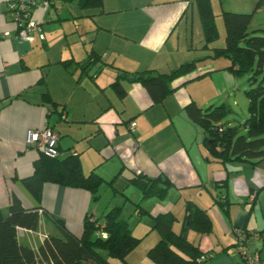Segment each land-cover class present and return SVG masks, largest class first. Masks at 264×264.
<instances>
[{
    "label": "crops",
    "instance_id": "1",
    "mask_svg": "<svg viewBox=\"0 0 264 264\" xmlns=\"http://www.w3.org/2000/svg\"><path fill=\"white\" fill-rule=\"evenodd\" d=\"M8 1L0 0V210L7 213L13 197L26 209L39 206L44 210L35 230L19 229V240L24 237L22 243L37 249L45 235L60 233L54 219H62L71 233L80 235L87 215L98 217L110 209L107 204L99 210L97 204L105 181L108 187L114 186L124 176L125 187L130 184L137 189V197L127 194L125 199L136 205L137 216L147 215L154 223L157 214L171 212L175 231L185 217L186 202L194 201L206 210L214 232L213 207L225 237L192 230L188 236L201 251L212 254L202 264H245L232 230L229 235L227 230L236 226L264 229V211L261 217L252 214L256 188L264 184V161L257 165L237 160L223 163L212 157L204 144L203 129L189 118L185 106L190 102L202 108L213 105V96L223 95L237 82L231 71L223 69L226 64L201 65V58L213 53L211 49L201 51L207 48L201 8L208 7L217 32L225 36L224 12L249 13V26L264 29V0H101L97 6L53 0L46 8L41 4L32 8L45 38L33 32L30 41L18 38ZM223 44L221 38L218 46ZM93 52L99 57L84 65ZM192 60H198L194 75L160 103H151L138 82L122 81L127 91L123 98L110 86L120 70L168 72ZM226 95L229 101L231 93ZM43 128L57 132L60 157L75 154L85 175L94 171L102 178L97 196L84 188L53 182L41 185L39 198L27 189L23 181L33 173L39 150L27 146L26 134ZM237 170L250 173L232 180L242 193L249 194L246 212L244 208L229 211L230 177ZM137 174L170 181L163 195L153 194L160 199L148 201L155 203L149 210L141 204L149 196H143L131 182ZM218 180L225 186L215 192ZM204 183L210 187V198L203 191L202 200ZM163 186L159 181L156 189ZM219 189L226 194V210L214 200ZM251 193L254 198L249 197ZM117 206L121 208L122 202L112 207ZM150 228L143 237L153 225ZM248 248L264 252V243L251 240Z\"/></svg>",
    "mask_w": 264,
    "mask_h": 264
},
{
    "label": "trees",
    "instance_id": "2",
    "mask_svg": "<svg viewBox=\"0 0 264 264\" xmlns=\"http://www.w3.org/2000/svg\"><path fill=\"white\" fill-rule=\"evenodd\" d=\"M78 2L81 6H97L101 0ZM250 17L249 13L224 12V44L220 47L212 46L218 38L214 16L208 7L201 8L204 46L213 51L212 55L204 57L225 56L230 64L223 69L235 75L248 74L249 87L245 91L248 116L242 128L222 122L225 115L224 104L202 108L195 102H190L185 106L189 118L200 125L205 133L204 144L208 153L223 163L237 160L257 165L264 161V29L250 27ZM98 57L93 52L84 65ZM197 61L182 63L168 72L120 70L110 86L118 98H123L127 91L122 81L138 82L147 91L151 103H160L184 84L187 77L194 75ZM258 73L262 74L260 78L257 77ZM33 168V173L24 178L23 182L37 198L40 197L44 182L84 188L95 197L102 181L94 171L85 175L75 154L60 157L59 153L49 156L39 151V158L34 162ZM159 181L164 186L156 189ZM131 182L141 189L143 196H161L170 184L167 178H149L141 174L132 177ZM215 186L224 187L225 182L218 180ZM221 190L213 197L226 210L228 201ZM42 212L44 210L39 206L24 208L15 197L12 198L7 213L3 214L0 210V264H113L110 258L125 260L141 240L132 234L127 219L121 216V208L117 206L98 217L87 215L78 236L67 229L62 219H54L60 233L45 235L37 249H34L19 240L18 232L20 228L35 230ZM174 220L175 216L171 212L159 213L154 217L153 228L158 232L159 239L147 251L148 257L156 264H202L210 259L212 254L201 251L199 245L188 237L190 230L199 235L212 232L211 220L206 210L199 208L194 201H187L186 214L178 231L173 228ZM255 230L259 232L264 229ZM239 239L235 238L236 247L241 243ZM260 259L264 260V253Z\"/></svg>",
    "mask_w": 264,
    "mask_h": 264
},
{
    "label": "rangeland",
    "instance_id": "3",
    "mask_svg": "<svg viewBox=\"0 0 264 264\" xmlns=\"http://www.w3.org/2000/svg\"><path fill=\"white\" fill-rule=\"evenodd\" d=\"M221 38H224V33L221 34L218 32V38L215 41L214 44H212V46H218V42L219 40L221 41ZM203 46H201L202 48ZM210 49L205 48L202 49L201 51H206L207 53L209 52ZM205 62H212L213 64H215L216 66H222V65H229L230 64V60L228 58H226L225 56L222 57H211V58H204L203 60H201V65L204 64ZM223 66V67H226ZM236 78V86L232 87L231 89H228V93H231V98L229 99V101H227L226 98V94L227 92H225L223 95H215L213 97H215V100H212L211 103H213L214 105H220L221 103L224 102L225 104V115L223 116L222 122L223 123H229L231 125H236V126H240L242 128V124L244 123L245 119L248 116V99L246 96L245 91L248 89V74H241V75H235L233 74ZM261 73L257 74V77H261ZM211 104H208L207 106H210ZM206 107V106H205ZM202 138V136H201ZM205 171H207L206 169H204ZM254 171H257V169H255ZM250 173H247L246 170H241L239 172V170H237V174L236 175H231L230 177V200H231V204L229 205V211L233 212V210L237 209H241L244 210L243 211H247L249 209V207H246V205H250V203L247 201L248 199V195L247 193H242L239 190V186L236 185V183H232V180L234 178L237 179V177H249ZM124 176H121L120 178H117L115 181L114 186L117 184V186H115L118 192H116V195L114 196L113 193V187L114 186H110L108 187V185L105 184L103 185V187L100 188V194H99V199L100 201L97 202L98 206H99V210L102 207V210H104L105 205L109 204L108 208H111L113 205H116V203H120L122 202V207H121V216L125 217L126 219H128V223L130 228L132 229V234L136 237H142L143 239H141V243H139V245L133 250L131 251V253H129V255H127L126 260H121L119 258H110V260L113 262V264H154L153 261L147 256L146 251L149 250L152 246L155 245L156 241H158L159 238L156 239V237H159L158 232L156 231V229L152 228V231L145 237H143L145 235V233H147L152 227L153 225V221H151V219L149 218V216L144 215L143 217L139 218L137 216V214L134 212L133 208L136 206L134 205V203L131 204H127L125 203V199L127 197V194H131L135 197L138 196L137 193V189H135L132 185H128V187H125L126 184L128 183L127 180L123 179ZM237 183H240V181H238ZM205 184V183H204ZM124 186V187H123ZM205 186V187H204ZM202 185V192H201V199L203 200L205 198V196L208 195L209 196V190L208 188H210L209 186H207L208 188H206V184ZM234 186V188H233ZM212 188V186H211ZM216 186L213 187V190L216 192ZM211 189V191H213ZM206 194L204 196V193ZM218 192V191H217ZM257 192V197L255 199V203H254V209L255 211H253V216H258L261 217V212L264 211V184L261 183V185L259 184V187L256 188ZM212 195V194H211ZM132 196V197H133ZM253 196H255V193H251V198H254ZM212 197V196H211ZM156 197L155 195L149 196L148 198H144L141 200V204L144 205V207L149 210L150 208L153 207V205H155V203H148V201L151 202V200H155ZM160 199V198H159ZM156 199V200H159ZM122 200V201H120ZM124 200V201H123ZM120 201V202H119ZM209 201V200H208ZM247 201V202H246ZM104 205V206H103ZM147 205V206H145ZM214 212V208H211L210 211V217L212 216V220L214 222V232L212 231V234L214 237H216L217 235L221 236L222 239L225 237L224 235V227L221 224V222L219 221V218L213 213ZM240 212V211H239ZM238 212V214H239ZM132 213V214H131ZM223 216H226V214L224 215V212L222 213ZM240 215V214H239ZM176 228V226H174ZM218 228V231H217ZM237 228H240L241 230H243L244 232H242L241 234H243L247 240L246 242H249L251 240H258L261 241L262 243H264V230L262 231H258L257 230H251V231H246L245 228H241L239 226L233 227L231 229H229V231L227 230V235L230 234L231 230H232V234L233 237L236 238V236H238L239 234H237L236 232L239 230ZM240 231V230H239ZM257 234H258V238H257ZM36 236V235H35ZM21 241L23 239H25L24 237H20ZM152 241V242H151ZM152 243V244H151ZM248 244V243H247ZM236 247V246H235ZM245 248L246 250H248L250 252V254H258L259 256L262 255V250L260 249H256L254 251H250L248 246H246L245 244ZM241 250V249H240Z\"/></svg>",
    "mask_w": 264,
    "mask_h": 264
},
{
    "label": "built area",
    "instance_id": "4",
    "mask_svg": "<svg viewBox=\"0 0 264 264\" xmlns=\"http://www.w3.org/2000/svg\"><path fill=\"white\" fill-rule=\"evenodd\" d=\"M53 0H9L8 1V14L11 20L17 27V36L24 41L31 40V34L36 32L40 39H44L41 23L32 17V8L37 4H41L44 8L49 6ZM58 134L52 128H43L36 130H29L26 134L27 146L44 152L49 156H55L59 153L57 148ZM239 229V228H237ZM240 230V231H239ZM236 233L239 234L240 242L238 251L245 264H264V260H261V255L250 254L245 248L247 238L241 234L244 232L239 229ZM259 233V232H258ZM258 238V234H257ZM259 239V238H258ZM239 242V241H238ZM241 249V250H240Z\"/></svg>",
    "mask_w": 264,
    "mask_h": 264
}]
</instances>
